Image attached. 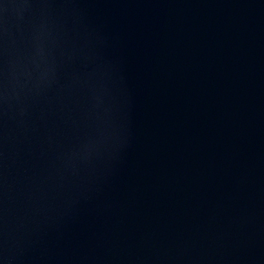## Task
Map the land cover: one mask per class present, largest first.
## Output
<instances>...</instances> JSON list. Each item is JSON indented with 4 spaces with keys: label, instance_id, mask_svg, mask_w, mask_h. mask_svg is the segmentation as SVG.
Wrapping results in <instances>:
<instances>
[{
    "label": "water",
    "instance_id": "95a60500",
    "mask_svg": "<svg viewBox=\"0 0 264 264\" xmlns=\"http://www.w3.org/2000/svg\"><path fill=\"white\" fill-rule=\"evenodd\" d=\"M0 264H264V0H0Z\"/></svg>",
    "mask_w": 264,
    "mask_h": 264
}]
</instances>
